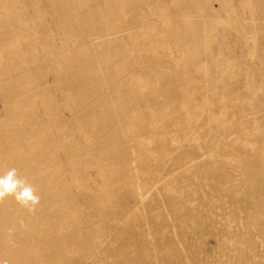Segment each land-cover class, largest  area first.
<instances>
[{
	"label": "bare ground",
	"instance_id": "1",
	"mask_svg": "<svg viewBox=\"0 0 264 264\" xmlns=\"http://www.w3.org/2000/svg\"><path fill=\"white\" fill-rule=\"evenodd\" d=\"M0 264H264V0H0Z\"/></svg>",
	"mask_w": 264,
	"mask_h": 264
},
{
	"label": "clouds",
	"instance_id": "2",
	"mask_svg": "<svg viewBox=\"0 0 264 264\" xmlns=\"http://www.w3.org/2000/svg\"><path fill=\"white\" fill-rule=\"evenodd\" d=\"M8 197H12L29 212H34L40 201L35 187L21 177L16 168L0 173V200Z\"/></svg>",
	"mask_w": 264,
	"mask_h": 264
}]
</instances>
